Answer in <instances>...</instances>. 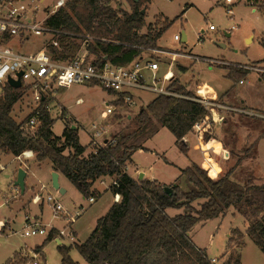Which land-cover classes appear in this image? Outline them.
<instances>
[{"label":"trees","instance_id":"obj_1","mask_svg":"<svg viewBox=\"0 0 264 264\" xmlns=\"http://www.w3.org/2000/svg\"><path fill=\"white\" fill-rule=\"evenodd\" d=\"M115 1L67 0L46 22L66 32L60 37V47H50L54 56L72 57L81 46L75 37L84 40V36L89 35L93 38L88 43L91 52L100 59L107 57L116 64L127 65L145 49L157 46L158 39L173 23L168 18L158 17L155 23L147 24L142 9L150 0H129L131 10L121 4L113 5ZM253 1L256 0H249ZM221 68L235 84L244 80L249 72L233 65ZM260 77L264 79V73ZM169 89L176 95L158 94L140 108L135 116L136 129L115 134L87 155V147L81 145L77 128L69 125L62 135L54 134L53 119L48 112L44 111L42 125L34 136L22 130L12 116L13 106L23 94L22 88L8 85L0 95V149L4 154L17 156L25 150L34 151L38 162L50 160L54 169L64 174L85 198L99 196L93 185L101 177L112 176L117 180V185L111 184L110 189L114 195L120 194V200L97 220L85 241L75 244L89 264H212L207 249L199 247L189 232L197 222L224 216L230 208L245 217L247 235L264 253V183L255 184L252 176L244 184L233 178L237 166L249 153L219 177L210 176L204 167L193 161L182 169L180 176L185 178L188 190L182 189L177 180L171 184L137 180L124 170L137 150H149L144 143L160 127L168 128L179 148L187 153L183 137L205 116L206 110L195 100L183 97L194 96V93L178 78L171 81ZM231 114L255 121L264 119L244 113ZM224 122H228L227 118ZM227 130L232 136L236 135L232 124ZM213 135L206 133L205 140L214 138ZM221 142L229 152L227 159L232 158L234 149H227V141ZM195 202H199L198 207ZM169 208L184 211L171 215ZM232 231L241 233L238 228ZM55 233L53 229L40 247L53 240ZM72 248L73 245H58L60 264H78L70 255ZM18 256L15 254L4 264H12ZM225 264H241V255L239 258L231 254Z\"/></svg>","mask_w":264,"mask_h":264},{"label":"rangeland","instance_id":"obj_2","mask_svg":"<svg viewBox=\"0 0 264 264\" xmlns=\"http://www.w3.org/2000/svg\"><path fill=\"white\" fill-rule=\"evenodd\" d=\"M51 1L47 0L46 2L50 3ZM117 4H121L126 10H131L129 0H116L113 2V5ZM255 4H257L256 8L250 4L249 0H235L231 5L226 3L225 0H152L146 16V22L155 21V15L161 12L173 21L159 38V45L168 49L189 51L194 55L208 58L206 61L196 60L193 66L190 65L188 67L189 69H181L183 70L181 71L177 67V63L183 62L189 64V59L175 58L171 60L170 56H164L161 58V68L158 70L157 75L162 76L169 68V63L172 62L171 68L177 73L172 80L178 78L193 93H195L194 84L198 78L201 79L202 83L210 84L214 90L220 93L225 92L231 83L235 84L231 78L226 76V70L219 67L233 65L247 69L248 71L254 70V67H258L260 68L258 70V77H260V74L264 73V67L261 68L262 65L264 66V5H262V0H256ZM230 8L231 11H229ZM185 9L186 12L183 14ZM43 16L44 13H40V17ZM211 24L216 26V28L213 30L209 29V25ZM202 30H204V34L202 39H200ZM184 32L187 35V41H183L182 39L180 41L174 40V34L180 33L183 37ZM43 42L44 38L41 36H33L26 41H21L19 38L14 37L10 45L22 52H33L38 50L43 45ZM78 43L81 42L78 41ZM234 62L247 63V65L241 66V64ZM180 76L184 80H188V82H183ZM147 77L150 81L151 76ZM258 77L255 74L247 75L244 79V84H236H238L243 96H246L247 99H253L254 104H259V107L264 109V79L260 77L262 80H259ZM22 90L23 94L14 104L12 110V116L17 121L25 118L30 113L34 104L32 91H28L25 88H22ZM2 93L3 91L0 95ZM155 96L156 93L153 91L139 90L136 92L137 103L131 107L118 109V111L102 117V113L106 110L107 102L112 98L109 92L99 84L75 83L70 87L58 89L51 101L50 112L53 119V132L56 135H62L66 126H76L80 135V142L93 147L90 141L93 134V123H97L101 127L109 126L106 136L110 139L117 133H128L137 128L135 116L141 106L146 105V102L152 100ZM227 96L233 98V93L229 92ZM79 98L83 99L82 103H77ZM110 105H113V103H110ZM128 114L131 115V118ZM226 118L228 122L216 126L213 136L219 141H227L229 143L227 149L233 148L235 154L232 158L227 159L229 156L225 155V152L228 151L226 148L219 155H213L214 150L210 148L212 146L206 148H210L207 150V152L209 151L207 156L213 157L215 162L221 165L218 176H221L231 166L236 164L240 157H244L246 153H249V156L245 157L237 166L233 178L239 183L244 184L248 177L252 176L255 184H263L264 119L255 121L251 118H242L238 114L233 115L231 112L227 114ZM231 124L233 131L236 132L235 136H232L231 132L228 133L227 129ZM175 139L174 134L168 128L162 127L158 133L151 136L144 144L159 151L168 150L171 158H174L180 166H183L184 162L181 160V156L185 157V155L179 146H177ZM166 154L168 156V153ZM201 155L206 156L203 151ZM35 156L36 153L32 157L36 159ZM0 158L7 166L2 182L3 191L0 192V222H3L5 218L17 215L16 220L12 219L11 222L14 231L8 236H0V264H4L9 257L13 256L16 250L25 246L30 247L33 252L38 253L39 257L44 259L46 264H60L61 254L58 249L59 244L55 240L56 238H62L60 239L61 241L64 239L61 244L73 245L70 255L78 264H89L77 250L75 244L81 243L89 236L91 223L86 222L84 218L80 219L79 216L72 224L79 236L77 238L74 231L77 239L71 242L67 236L59 237V229L66 227V222L62 217L55 216L53 206L46 200L41 204L42 206L32 201V196L39 191L41 182L47 184L46 193L51 192L65 207L71 208L74 204L79 205L80 203H84L86 207H89L90 202L88 198L83 199L81 192L64 175L61 178L60 186L62 188L67 187L68 191L61 193L53 187L51 162L46 161L39 165V162L34 159L31 160L28 180L29 187L23 196L25 200H31V202H27L30 203V212L26 213V215L41 216L46 228L52 227V230L55 229L56 231L54 239L45 243L44 247H40L38 243L46 239L47 235L38 234L23 237L21 232L25 225L23 220L25 213L23 211L16 212L17 208L11 209L6 201L7 197L11 201L20 195L14 188L13 182L16 166L20 161H16L15 158L5 154ZM152 158H141L139 154H136L134 161L135 163L140 162L143 169L148 168L152 164L155 176L167 182H175L177 180L182 189L188 190L185 178H180L182 169L171 164H166L164 159L157 157L156 159L159 160L155 162ZM216 168L218 169L219 167L216 166ZM131 172L136 176L139 174L135 169H131ZM8 174L10 176L6 177L5 175ZM151 174V171H147L146 173L147 176ZM32 187L35 188L34 191ZM106 199L103 198L99 203L106 201ZM194 205L198 207L199 202H195ZM94 207L96 208V206ZM183 211L184 209H168L171 215ZM230 211L236 210L230 208L226 213ZM244 221H246L245 225ZM237 226L240 227L241 233L232 231L226 250H224L227 238L226 231L231 227ZM245 226H248V222L243 216L238 214L234 216L232 213H228L221 220L207 219L197 222L189 234L198 245L207 248L209 257L219 256L217 258L218 262L215 264H225L231 254L239 258L241 255V264H264V253L254 240L247 235ZM242 244L244 245L243 247L241 246ZM21 252L22 250L20 249L18 258L13 260L12 264H22V262L19 263Z\"/></svg>","mask_w":264,"mask_h":264},{"label":"built area","instance_id":"obj_3","mask_svg":"<svg viewBox=\"0 0 264 264\" xmlns=\"http://www.w3.org/2000/svg\"><path fill=\"white\" fill-rule=\"evenodd\" d=\"M46 1L0 0V93L6 86H12L10 79L20 80V88L32 91L34 104L31 111L25 118L18 121L27 135L34 136L38 132L43 122L44 111L51 115V101L58 89L70 87L75 83L99 84L112 96L107 102L106 110L102 113V117H106L116 112L122 105L135 104L136 92L139 90L153 91L156 95H176L169 89L171 80L174 77L172 65L169 64V68L162 76L157 75L162 57L170 56L172 60L178 57H187L197 61L208 60L207 57L157 45L145 49L140 56L133 59L129 64L120 65L112 62L107 57L100 59L97 54L91 52L88 43L93 38L89 35H85L84 40L81 37H75L76 41H80V45H82L75 55L68 58H56L50 47H60V37L66 32L61 27H53L46 22L51 15L66 5L67 0H52L50 3ZM234 1L226 0V3L231 5ZM250 4L256 8L257 4L254 1ZM262 5H264V0H262ZM229 11H231V8ZM40 13H44V16L40 17ZM215 28L216 26L213 24L209 25V29L213 30ZM203 34L204 31H202L200 39H202ZM33 36L44 38L43 45L36 51L22 52L10 45L14 37L26 41ZM181 38L180 33L174 35L176 41H180ZM254 69L260 70L258 67H254ZM149 75L151 76L150 81L147 77ZM183 97L195 100L206 110L205 116L195 122L192 130L188 132L201 138L205 137L206 133H213L216 126L224 123L228 113L246 112L240 107L223 102L204 85L197 87L194 96ZM82 102V98L77 100V103ZM110 103H113V105H110ZM92 127L91 144L94 147L104 145L108 140H111L106 136L108 131L106 127H101L97 123H93ZM187 134L183 137L184 143H187ZM34 154L32 150H25L15 158H30ZM2 155L3 151L0 149V157ZM209 158L212 160L209 161ZM202 166L212 177H217L220 173L219 168L215 169L214 159L207 156V154L202 157ZM6 168V164L0 158V192L3 191L2 182ZM124 170L126 171V167ZM5 176L7 177V175ZM112 184L117 185V180L114 179ZM14 188L20 193V188L15 184ZM46 190L47 185L42 183L39 191L32 197V201L41 204L46 200L50 203L53 206L55 216L62 217L66 222V227L59 229V237L67 236L71 242L76 241L77 238L72 224L81 211H69L55 195L51 192L46 193ZM115 197L119 199L120 194H115ZM88 200L94 202L96 197L90 196ZM6 201H9V199L7 198ZM23 220L25 223L21 232L23 237L38 234L48 235L52 230V227L46 228L41 216L25 215ZM11 222L12 220L9 219L0 222V236H8L14 231ZM21 250L20 258L22 260L19 263L46 264L44 259L39 257L38 253L33 252L30 247L25 246ZM217 260L216 257L210 258L212 264L217 263Z\"/></svg>","mask_w":264,"mask_h":264},{"label":"crops","instance_id":"obj_4","mask_svg":"<svg viewBox=\"0 0 264 264\" xmlns=\"http://www.w3.org/2000/svg\"><path fill=\"white\" fill-rule=\"evenodd\" d=\"M151 1L152 0H150L149 2H147L145 5H144V8L146 9V11H145V14H146V16H147V14H148V10H149V7H150V3H151ZM226 1V0H225ZM253 10H255L254 8H253ZM186 12V9L183 11V14ZM158 17H163V19L164 18H168V19H170L167 15H165L163 12H161V13H159V14H156L155 15V18H154V20L156 21V19L158 18ZM171 20V19H170ZM155 21H152V22H150V23H154ZM147 24H149V23H147ZM146 30V29H145ZM202 31H204V30H202ZM175 35V34H174ZM187 36V35H186ZM182 40H183V37L181 38ZM159 40V39H158ZM186 41H187V38H186ZM158 46H160V47H163V46H161V45H159V42H158ZM163 48H167V47H163ZM168 49V48H167ZM182 51H184V50H182ZM186 52H189V51H186ZM189 53H192V52H189ZM193 54V53H192ZM178 58H187V57H178ZM187 59H189L190 60V63L188 64V63H183V62H178L177 63V67L179 68V70H181V69H189L188 67L190 66V65H194L195 63H196V60H193V59H190V58H187ZM172 60V59H171ZM232 62V61H231ZM162 63V62H161ZM234 63H239V64H241V66H243V65H247V63H240V62H234ZM169 64H171V65H173V63L172 62H170ZM210 65V64H209ZM170 66V65H169ZM217 67H219V66H217ZM247 67V66H246ZM262 67H264L263 65L261 66V68ZM160 68H161V65H160ZM219 68H221V67H219ZM181 71H183V70H181ZM187 71V70H186ZM174 72V76H175V74H177L175 71H173ZM252 74H255V76L256 77H258V70H256V69H254V70H250L249 72H248V75H252ZM193 76H195V75H193ZM181 77V76H180ZM253 77H254V75H253ZM258 79L259 80H262L260 77H258ZM181 80L183 81V82H188V80H184L182 77H181ZM239 84H244V80H242L241 82H239ZM199 85H204V86H206V87H208L209 89H210V91H212V93L213 94H215L217 97H219L223 102H225V103H227V104H229V105H232V106H237V107H240V108H242V109H244L246 112H244V114H246V115H249V116H259V117H263L264 118V109H261L260 107H259V104H254V100L253 99H251V98H246V96H243L242 94H241V92H240V90H239V86H238V84H234V83H231L230 84V87L225 91V92H217L216 90H214V88L210 85V84H208V83H202L201 82V79L200 78H198L196 81H195V84H194V90L196 91V88L199 86ZM229 92H232L233 93V98H229L227 95L229 94ZM142 96V95H141ZM135 103H137L138 102V99H137V97H135ZM151 101V100H150ZM150 101H147L146 103L148 104ZM146 104V105H147ZM146 105H144V106H146ZM132 105H122V106H120V108H119V110H121V109H125L126 107H131ZM142 107V106H141ZM118 111V110H117ZM129 115V114H128ZM129 117L131 118V115H129ZM75 128H77L76 126H74ZM106 128L107 129H109V126H106ZM162 129V127H160L159 128V130H158V132L160 131ZM77 130H78V128H77ZM109 131V130H108ZM157 132V133H158ZM55 134V133H54ZM156 134V133H155ZM154 134V135H155ZM78 135H79V132H78ZM153 135V136H154ZM79 138H80V135H79ZM186 140H187V143H185V145H186V147H188V151H187V153H185V152H183L184 153V155H185V157L184 156H181V160L184 162L183 163V166H180L176 161L177 160H174V158H171V156H170V154H169V151L168 150H161V151H159V150H157V149H153V148H150V147H148V146H145V144H144V146L147 148V149H149V150H144V149H140V150H137L134 154H133V156H132V159H131V161H129L128 163H127V165H126V172L131 176V177H133L134 179H151V180H157V181H159L160 183H164V184H171V183H173V182H167V181H165L164 179H160L159 177H157V176H155V172H154V168H153V166H152V164H150V166L148 167V168H146V169H148V170H146V169H143L142 168V164L140 163V162H137V163H135V161H134V157L136 156V154H139L140 155V157L141 158H152V156H155V157H153L152 159H154V161L155 162H157L159 159H164L165 160V162H166V164H171L172 166H175V167H179L180 169H184V168H186V167H188V166H190L191 165V163L193 162V161H196L197 163H199L201 166H202V157H203V155H201V153H202V151H203V153L204 154H209V151L207 152V150L208 149H210V148H213V155H219L220 153H221V151L224 149V147H223V144H222V142L221 141H219V140H217L216 138H211L210 140H208V141H206L205 140V137H203V138H201V137H199L198 135H196V134H194V133H188L187 134V137H186ZM91 141V140H90ZM175 142H176V139H175ZM81 143V142H80ZM213 143H216V144H214L213 145ZM81 145H83V146H86L87 147V149H86V151H85V154L87 155V154H89L90 152H92V151H94L95 149H96V147H92L91 145L90 146H87V145H84L83 143H81ZM178 146V145H177ZM208 146H212V147H210V148H208V149H206ZM199 151V152H198ZM227 152V151H226ZM225 152V153H226ZM35 153V152H34ZM166 153H168V156H167V154ZM4 154V153H3ZM5 155H9V156H11L12 158H15V156H13V155H11V154H5ZM36 157V156H35ZM159 158V159H156V158ZM11 158V159H12ZM213 158V157H212ZM16 159V161H20V163H18V165L16 166V170H15V177H14V184H15V181L17 180V176H18V170H19V168H23L25 171H26V177H25V186H26V188H25V191H24V193H22L21 192V190H20V197L18 196V198L16 197V198H14V199H12L11 201H7V204H8V206H10V208L11 209H15V208H17L15 211L16 212H20V211H23L24 213H25V215H26V213H28V212H30V203H27L28 201H30L31 202V200H25V198L23 197L25 194H26V192L28 191V187H29V185H28V180H29V172H30V169H31V160H35V161H37L35 158H33L32 157V159H30V158H22V159H17V158H15ZM210 160V159H209ZM212 160V159H211ZM210 160V161H211ZM46 161H50V160H45V161H43V162H39V165L41 164V163H44V162H46ZM38 162V161H37ZM51 162V161H50ZM214 162H215V160H214ZM215 165L216 166H218L219 167V170H220V167H221V165H218L216 162H215ZM203 167V166H202ZM131 169H135V171L137 172L138 171V173L139 174H137V176L136 175H134L132 172H131ZM215 169H217L216 167H215ZM51 171H52V173L54 172V171H56L55 169H54V167H53V163L51 162ZM147 171H151L152 172V174L150 175V176H147L146 175V173H147ZM57 173H58V180H59V183H60V185H61V181H62V176L64 175V174H62L60 171H56ZM10 175L8 174L7 175V177H9ZM65 176V175H64ZM114 180V177H112V176H105V177H101L100 179H98L95 183H94V185H93V189L97 192V193H99V196L97 197V196H95L94 195V197H96V200L94 201V202H90L89 200V202H90V205H89V207H86L85 206V204L84 203H80L79 205H77V204H74V206L73 207H71V208H68V207H66L68 210H71L72 212H76L77 210H80L81 212H80V219L81 218H84V220L86 221V222H89V223H91V228H90V230H89V236H90V234L92 233V231L95 229V227H96V224H97V220L101 217V216H103V215H105L106 213H107V211L111 208V206L115 203V202H117V201H119L120 200V197H119V199L118 198H116L115 197V195H114V193L111 191V189H110V185L112 184V181ZM43 182H41L40 183V186H41V184H42ZM43 184H46V183H43ZM47 185V184H46ZM33 189V191L35 190V188L34 187H32ZM65 189V192H67L68 191V188L67 187H65L64 188ZM82 194V193H81ZM83 195V194H82ZM33 197V196H32ZM8 198V197H7ZM6 198V199H7ZM103 198H107L106 199V201H104V202H102V203H99V201L100 200H102ZM83 199H86L84 196H83ZM42 204V203H41ZM40 204V205H41ZM42 206V205H41ZM94 206H96V208L94 207ZM93 208H95V209H93ZM92 210H94L93 211V213H91V211ZM179 213V212H178ZM228 213H232V215H234V216H236L237 214L238 215H241L240 213H238L237 211H230V212H228ZM228 213H226L224 216H219V217H215V218H211V219H217V220H221L222 218H225V216L228 214ZM31 214V213H30ZM87 214V215H86ZM24 215V216H25ZM24 216H23V219H24ZM78 216V217H79ZM84 216H86V217H84ZM242 216V215H241ZM16 217H17V215H13L12 217H8V218H5V219H9V220H12V219H14V220H16ZM244 217V216H243ZM245 218V217H244ZM79 219V220H80ZM246 220V219H245ZM246 221H244V225L246 224L245 223ZM246 227V230H247V227L248 226H245ZM56 228H59V227H56ZM233 228H238V229H240V227H231V228H229L227 231H226V244H225V249L224 250H226V247H227V244H228V241H229V237H230V235H231V232H232V229ZM75 232H76V235H77V238H78V236H79V234H78V232H77V230H75ZM48 236V235H47ZM88 236V237H89ZM87 237V238H88ZM87 238H85L83 241H85ZM56 241H57V238L55 239ZM44 241H45V239L41 242V243H38V244H40V246H42V244L44 243ZM61 241V240H60ZM82 241V242H83ZM58 243V242H57ZM61 243H63V241H61ZM196 243V242H195ZM197 244V243H196ZM37 245V244H36ZM198 245V244H197ZM199 247H202V246H200V245H198ZM202 248H206V247H202ZM21 249V248H20ZM20 249L19 250H16L14 253H13V256H11V257H9V259L10 258H13L14 257V255L15 254H17L19 251H20ZM207 249V248H206ZM208 252V251H207ZM216 258H219V256H215Z\"/></svg>","mask_w":264,"mask_h":264},{"label":"water","instance_id":"obj_5","mask_svg":"<svg viewBox=\"0 0 264 264\" xmlns=\"http://www.w3.org/2000/svg\"><path fill=\"white\" fill-rule=\"evenodd\" d=\"M146 9L143 8L142 9V13H145ZM186 33L184 32L183 33V41H186ZM10 84L13 86V87H20L21 86V81L20 80H13V79H10ZM75 128V127H74ZM226 156H229V152L227 151L225 153ZM25 177H26V171L23 169V168H19L18 170V176H17V180L15 181V185L18 186L21 190L22 193H24L25 191ZM52 183H53V187L57 190H59L61 193H65V189L62 188L60 186V183H59V180H58V173L56 171L53 172V178H52ZM57 242L58 244H61V241L60 239H57Z\"/></svg>","mask_w":264,"mask_h":264},{"label":"bare ground","instance_id":"obj_6","mask_svg":"<svg viewBox=\"0 0 264 264\" xmlns=\"http://www.w3.org/2000/svg\"><path fill=\"white\" fill-rule=\"evenodd\" d=\"M209 160V159H208Z\"/></svg>","mask_w":264,"mask_h":264}]
</instances>
